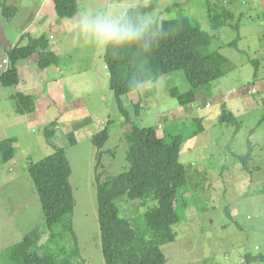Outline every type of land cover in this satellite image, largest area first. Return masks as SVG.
Returning <instances> with one entry per match:
<instances>
[{"label": "rangeland", "instance_id": "rangeland-1", "mask_svg": "<svg viewBox=\"0 0 264 264\" xmlns=\"http://www.w3.org/2000/svg\"><path fill=\"white\" fill-rule=\"evenodd\" d=\"M209 1L160 0L158 7L162 18L188 16L204 31L212 34L209 48L219 50L228 57L227 74L201 88L196 101L188 106H181L170 92L174 87L182 92L190 89L183 71H175L157 81L142 84L138 91L125 95L124 102L134 116V104L141 100L140 116L134 119L138 126H155L158 134L167 140L176 134L185 138L180 158L188 170L189 183L181 189L179 201L182 204L188 200L191 206L181 212V221L173 226L176 239L161 246L167 257L166 264H264V260L248 263L244 254L252 252L264 255V0H211L212 5L208 6ZM15 2L23 4L24 11L16 22L32 21L37 0H9V3ZM108 2L79 0V5L82 10ZM212 6L215 8L208 9ZM224 8L229 9L234 18L215 29L211 26L209 10L224 18ZM41 17L33 20L34 24L31 25L36 27L33 32L35 37L47 32L54 22L50 17ZM76 18L59 19V22H64L67 31L60 33L61 38L53 39L51 36V42L57 41L65 47L59 56L60 61L54 65L61 64L60 69L75 74L73 83L76 89L74 85L72 89H65L69 100L74 105L88 108L94 116L104 121L101 128L98 121L89 130L98 132L109 125L110 138L103 147L104 168L101 171L106 169L108 176H115L130 167L127 159L129 145L123 136L129 124L124 125L125 118L110 88L105 50L76 39ZM8 21L0 6V59L8 49L5 48L2 26L10 39L16 34L11 28L17 24L10 26ZM237 22L241 37L233 45L231 43L239 34L235 28ZM59 26L61 24H57ZM57 27L55 24L51 28ZM35 55L29 58L38 60L39 56L35 58ZM254 59L259 60V65H255ZM255 72L258 73L257 78ZM253 88L256 90L253 94L259 90L260 94L250 95L249 91ZM14 90H18L17 86L0 85V140L12 135L20 136L16 156L6 163L0 157V264H22L12 259L10 252L33 231L40 234L37 245L42 253H59L60 259L69 257L72 264H105L95 169L98 148L92 143V137L88 136L81 137L78 145L70 143L68 134L72 131V125L76 126L73 121L71 126L62 125L60 129L54 126L57 132L51 140L53 144L66 149L73 167L70 181L76 206L72 218L73 232L65 229L59 231L57 226V232L52 233L46 226L42 204L28 165L55 151L47 141L45 129L58 117L60 109L54 108V116L46 125L24 123L21 126L19 123L24 120L23 117L16 112L15 102L6 97ZM250 102L252 105L247 107ZM50 103L53 107L56 102L50 100ZM225 103L236 110L240 109L242 113L239 118L243 121V127L235 137V126L219 122ZM66 107L75 111L70 103ZM18 126L21 128L16 131ZM30 130V134L23 136ZM249 139L254 144V156L243 162L236 156L248 152ZM244 163L247 169L243 167ZM116 202L122 216L130 217L128 215L132 214L137 224L143 227L144 213L148 207L125 197ZM152 205L153 202H150L149 206ZM74 234L78 246L74 242ZM77 249V254L72 256Z\"/></svg>", "mask_w": 264, "mask_h": 264}, {"label": "trees", "instance_id": "trees-1", "mask_svg": "<svg viewBox=\"0 0 264 264\" xmlns=\"http://www.w3.org/2000/svg\"><path fill=\"white\" fill-rule=\"evenodd\" d=\"M159 1L152 0L150 8L158 7ZM53 2L59 19L76 17L80 11L79 0ZM210 4L212 5L211 0L207 5ZM0 6L8 20L15 17L19 10L9 0H0ZM212 8L215 7H208ZM213 11L209 10V16L211 26L215 29L228 24L229 19L234 18V14L227 8H224V18L220 14L211 13ZM162 23L164 35L150 50L146 51L134 45L125 49H108L104 55L110 76V88L125 118L124 125L129 124L123 136L129 145L127 159L130 163L128 170L108 176L107 170L101 169L104 168L103 147L110 138L109 125L92 137V143L98 148L95 169L105 264H166L167 257L161 246L176 239L173 226L181 221L183 211L191 206L188 200H184L182 204L179 201L181 189L189 183L188 170L180 158L185 143L184 136L176 134L171 140H167L158 134L155 126H138L134 119L140 116L142 102L140 100L134 104L133 116L125 105L124 96L138 91L144 83L157 81L175 71H183L190 89L182 92L174 87L170 92L181 106H188L196 101L201 88L224 77L228 71V57L219 50L209 48L213 35L204 31L190 17L182 15L179 18H163ZM239 25V22L235 24L238 33ZM240 37L239 33L231 44L236 45ZM34 54L39 56L40 69L60 61L59 55L50 50L48 34L29 36L27 44H17L7 51L9 66L0 74V85L17 86L20 83L18 61ZM253 62L259 65L258 59ZM254 76L257 78L258 73L255 72ZM11 98L20 114L36 110V97L32 94L19 92ZM219 122L235 126L234 137L243 127V121L230 109L228 103L222 106ZM54 126L55 123L52 122L46 127L45 136L55 151L37 162L31 161L28 171L39 194L47 228L52 233L57 232V226L59 231L65 229L73 232L72 218L76 206L70 181L73 167L66 149L53 144L51 140L56 133ZM17 137L12 135L0 140V157L3 162L6 163L16 156ZM68 139L72 145L76 143L73 131L68 134ZM248 145L246 154L236 156L243 162L254 156V144L250 139ZM243 167L247 169L246 163ZM123 197L130 201H140L145 208L148 207L144 213L143 227L137 224L132 214H126L130 217L121 215L116 201ZM150 202H153L152 206H149ZM39 241V232L28 233L12 248L10 257L22 264H72L69 257L60 259L59 253L39 251ZM74 242L78 246L75 234ZM77 251L78 249L73 251L72 256ZM244 254L248 263L264 260V255L252 252Z\"/></svg>", "mask_w": 264, "mask_h": 264}, {"label": "crops", "instance_id": "crops-1", "mask_svg": "<svg viewBox=\"0 0 264 264\" xmlns=\"http://www.w3.org/2000/svg\"><path fill=\"white\" fill-rule=\"evenodd\" d=\"M227 2V1H226ZM19 10L15 17H13L11 20L8 21V24L11 26L13 23H16L17 26L14 28H11L12 31H15L16 34L13 37V39H10L6 35L5 28L2 26V34L3 39L5 40V48H8L5 51V55L2 59H0V68H2V63L5 58H7V51L11 48H13L15 45H25L29 42V36L34 35V30L36 27H32L31 25L34 24L33 20L38 19L37 17H40L42 15L43 19H51L54 20L52 24L49 26L47 32H44L46 34H49V42L50 44V50L57 53L59 56L62 54V50L65 48L64 45H59L57 41L51 42L53 36V39L61 38L60 33L63 32V34L67 31L64 22H59L58 15L55 10V5L53 0H37V6H36V12L34 13V18L32 21L22 23L20 20L19 23H17V19L22 16L21 13H24L22 7L23 4H20L18 2H15V4ZM48 21V20H47ZM46 21V23H47ZM29 22V23H28ZM42 23V22H41ZM56 24H61V26L57 28H51ZM47 25V24H46ZM57 29H60V31H57ZM1 30V28H0ZM49 31V32H48ZM56 32L58 34L56 35ZM43 34V33H42ZM40 34V35H42ZM61 40V44H62ZM67 49V48H66ZM37 57V54L35 55V58ZM38 60H33L32 58L28 59H22L18 61V72L20 75V83L17 85L18 90H14V92L7 93L6 97L12 100L11 96L22 92L25 94H32L36 97V110L33 112H29L26 114H20L21 117H23V121L20 122L21 126L24 123H28L31 126L37 124V126L46 125L48 122H51V118L54 116L52 114L55 107H58L60 110L58 117L52 121L55 123V128L60 129L62 125H72V121L75 123L76 126L72 125V131L75 133L76 137V143L75 145H78L80 142L81 137H93L97 132L90 131L89 128H93L94 125L99 121V127H102V124L104 123L103 120H99L96 116L93 115V113L86 107L83 106H77L74 105L71 100H69V96H66V91L68 87L72 89L73 79L75 77L74 73H69L67 69L63 70L60 69V65H51L45 69H40L39 66L37 67ZM55 67L53 71H50L49 69ZM24 72V76L22 77V73ZM22 83V87L20 86ZM75 87V85H74ZM255 87V86H252ZM66 89V91H65ZM76 89V87H75ZM250 89V88H248ZM250 95H257L260 94V90L258 93H251L249 91ZM50 100H54L56 103L53 107H51ZM256 103V101H254ZM72 104L75 107V111H71V109H68L66 107L68 104ZM229 105V104H228ZM252 104H250L247 107H250ZM206 107V106H205ZM230 109L237 115L240 116L241 111L240 109L236 110L232 106H230ZM246 107V108H247ZM16 110V107H15ZM17 112V110H16ZM18 113V112H17ZM21 126H18L16 131L21 128ZM77 127H80L77 129ZM87 127V130L85 131L84 128ZM31 130L27 133L23 134L27 135L30 134ZM57 132V131H56ZM70 133V132H69ZM56 135V133H55ZM54 135V136H55ZM17 141L20 139L19 135H16ZM92 139V138H91ZM17 141L15 145L17 144Z\"/></svg>", "mask_w": 264, "mask_h": 264}, {"label": "clouds", "instance_id": "clouds-1", "mask_svg": "<svg viewBox=\"0 0 264 264\" xmlns=\"http://www.w3.org/2000/svg\"><path fill=\"white\" fill-rule=\"evenodd\" d=\"M151 4L152 0H109L86 7L77 14L76 39L105 51L134 45L150 50L164 35L161 10Z\"/></svg>", "mask_w": 264, "mask_h": 264}, {"label": "built area", "instance_id": "built-area-1", "mask_svg": "<svg viewBox=\"0 0 264 264\" xmlns=\"http://www.w3.org/2000/svg\"><path fill=\"white\" fill-rule=\"evenodd\" d=\"M8 64H9V58L7 57V58H5L4 60H3V63H2V67H7L8 66ZM254 91H256L254 88L250 91L251 93H254Z\"/></svg>", "mask_w": 264, "mask_h": 264}]
</instances>
